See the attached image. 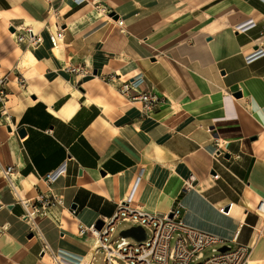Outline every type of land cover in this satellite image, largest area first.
Listing matches in <instances>:
<instances>
[{
  "label": "crops",
  "instance_id": "1",
  "mask_svg": "<svg viewBox=\"0 0 264 264\" xmlns=\"http://www.w3.org/2000/svg\"><path fill=\"white\" fill-rule=\"evenodd\" d=\"M53 4L63 28L55 48L48 0H0V74L9 78L0 101V264H59V251L95 264L101 250L79 226L126 202L156 213L179 206L186 224L234 239L225 246H246L264 264V55L246 61L264 47V1ZM22 24L42 43H17L12 29ZM138 77L140 90L162 99L150 111L119 92ZM48 172L51 183L39 178ZM48 191L62 203L37 215L39 233L31 232L20 199Z\"/></svg>",
  "mask_w": 264,
  "mask_h": 264
},
{
  "label": "built area",
  "instance_id": "2",
  "mask_svg": "<svg viewBox=\"0 0 264 264\" xmlns=\"http://www.w3.org/2000/svg\"><path fill=\"white\" fill-rule=\"evenodd\" d=\"M54 0H48V17L53 21H45L44 27L47 30L48 39L53 48L58 47L63 39V28L58 21L59 14ZM84 0H72L74 5H79ZM264 1V0H262ZM118 25L123 21L117 19ZM17 43L26 46H36L42 43V36L32 26L22 24L14 27L12 31ZM264 55V47H258L246 56V61L251 62ZM80 72V70H78ZM109 80L116 82V79L109 77ZM9 81L8 74H0V101L7 98L6 85ZM18 84H24V78H18ZM144 84L143 78L124 80L119 85V92L126 101L140 102L143 111H150L157 104L162 102L159 95L150 90L142 91L140 86ZM4 111L2 110L1 113ZM3 178L14 188L13 179L15 169L13 166H6L1 169ZM214 178L218 173L214 171ZM39 178L51 183L53 172L45 173ZM33 203L30 200H22L25 212L22 219L27 221L31 232L39 233L35 217L46 216L51 213L53 206L62 203V197L50 191L39 194ZM77 205L69 203L67 212L75 216ZM220 212L228 213L225 207H220ZM257 210L264 213V201H261ZM102 225L96 226V222L88 226H79V233L87 234L97 240L94 250H101L103 253L100 264H249V249L246 246L237 245L228 247L221 251L218 246H225L226 242H233L234 239H226L211 232L198 229L186 224L182 218L179 206L173 207L167 213L149 212L141 208L133 207L129 203H119L116 211L108 217H100ZM120 222L131 223L133 226H140L144 230V237L137 239L132 235H124L121 230L116 238L113 235ZM210 255L206 256V251ZM59 264H85V262H67L63 260L60 252L56 254Z\"/></svg>",
  "mask_w": 264,
  "mask_h": 264
},
{
  "label": "water",
  "instance_id": "3",
  "mask_svg": "<svg viewBox=\"0 0 264 264\" xmlns=\"http://www.w3.org/2000/svg\"><path fill=\"white\" fill-rule=\"evenodd\" d=\"M12 31H13V29H12ZM236 95H237V96H240V93H236ZM19 134H20V135L24 134V131H23V130H20V131H19ZM101 225H102V221H101V220H98V221L96 222V226H97L98 228H100ZM123 234H124V235H132V236H134V237L137 238V239H142V238L144 237V230H143V228L140 227V226H132L131 228H129V229L123 231ZM226 249H228L227 246H222V247L220 248L221 251H224V250H226Z\"/></svg>",
  "mask_w": 264,
  "mask_h": 264
},
{
  "label": "rangeland",
  "instance_id": "4",
  "mask_svg": "<svg viewBox=\"0 0 264 264\" xmlns=\"http://www.w3.org/2000/svg\"><path fill=\"white\" fill-rule=\"evenodd\" d=\"M14 37V36H13ZM14 40H15V37H14ZM133 225L131 224V223H127V222H120L118 225H117V227H116V232L114 233V235H113V239L114 238H116L117 237V235L119 234V232L121 231V230H127V229H129V228H131ZM228 247H232L233 248V246L232 245H227ZM222 246H218L217 248H221ZM206 256H208V255H210V251L209 250H207L206 252ZM102 251L101 252H99V254L96 256V262H95V264H100L101 263V258H102ZM152 264H156V263H152ZM191 264H194V261H192V263Z\"/></svg>",
  "mask_w": 264,
  "mask_h": 264
},
{
  "label": "bare ground",
  "instance_id": "5",
  "mask_svg": "<svg viewBox=\"0 0 264 264\" xmlns=\"http://www.w3.org/2000/svg\"><path fill=\"white\" fill-rule=\"evenodd\" d=\"M11 35H14V33H11ZM31 47H34V46H31ZM97 245V240H95V243L93 245V250H94V247ZM61 253V256L63 258V260L67 261V262H82L81 260V257H78V256H72V255H69L67 253H64L63 251H59ZM249 264H260V261H257V259H250L249 258Z\"/></svg>",
  "mask_w": 264,
  "mask_h": 264
}]
</instances>
